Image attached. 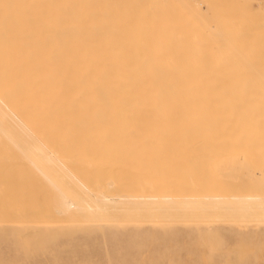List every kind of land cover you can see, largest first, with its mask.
Masks as SVG:
<instances>
[{
	"label": "bare ground",
	"instance_id": "bare-ground-1",
	"mask_svg": "<svg viewBox=\"0 0 264 264\" xmlns=\"http://www.w3.org/2000/svg\"><path fill=\"white\" fill-rule=\"evenodd\" d=\"M117 4L109 0H0L1 130L23 131L32 124L40 134L47 133V139L43 136L50 145L58 147L109 143L108 135L125 133L196 134L204 144L262 140L237 135L264 134V41L259 42L262 56H257L253 38L248 42L245 36L233 37L235 30L224 32L225 37L222 33L218 38L206 37L208 30L204 33L201 24L210 23L207 18L216 15H229L221 16L223 8L216 13L208 9L215 15L205 17L206 12L204 20L200 16V29L195 27L200 22L196 17L203 13L196 5L195 11L182 2L149 11L134 0ZM199 29H204L205 37ZM200 34L206 40L199 39ZM62 159L69 166L79 157L60 155ZM60 168L58 181L68 178L78 183L72 172ZM88 173L84 171V177ZM92 196L74 204L76 209L82 213L119 209L125 216H136L137 205L166 204L183 211L194 207L212 209L214 214H264V197L105 200ZM9 213V221L15 219Z\"/></svg>",
	"mask_w": 264,
	"mask_h": 264
},
{
	"label": "rangeland",
	"instance_id": "rangeland-1",
	"mask_svg": "<svg viewBox=\"0 0 264 264\" xmlns=\"http://www.w3.org/2000/svg\"><path fill=\"white\" fill-rule=\"evenodd\" d=\"M131 1L109 0L118 4ZM134 2L149 11L180 2L191 8L196 5L199 9L194 6L193 10L203 13L196 17L198 21L206 12L205 17L210 16L208 9L216 13L223 8L221 16L230 12L229 15H216V20L210 18L213 22L207 18L210 23L196 21L195 27L202 29V23V32H208V38L207 35L220 37L221 33L224 36V32L227 35L229 29L235 30L233 37L245 36L248 42L252 37L256 55L262 56L259 42L264 41V0ZM205 22L210 27L214 25L210 28L207 24L206 28ZM203 36L199 39L206 40ZM215 53L219 55L217 50ZM8 120L4 119L5 124H9ZM43 135L49 137L32 124L23 131L0 129V264H264V214L259 212L214 214L208 208L183 211L166 204H141L135 206L136 216H125L122 210L110 208L82 213L74 205L82 198L91 199L88 197H94L92 194L105 200L264 197V134L237 135L263 137L255 144H204L199 143L201 135L196 134L125 133L108 135L109 143L68 147H52ZM118 136L122 139L115 140ZM47 150L52 158L45 154ZM60 155L79 159L69 167L63 159L59 161ZM60 167L72 172L78 183L68 178L67 182L58 181ZM84 171L89 172L85 177ZM98 173L104 176L96 177ZM83 192L89 193L85 196ZM10 211L18 217H12ZM8 213L14 221H9ZM210 224L212 228L208 229Z\"/></svg>",
	"mask_w": 264,
	"mask_h": 264
}]
</instances>
